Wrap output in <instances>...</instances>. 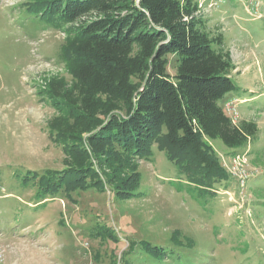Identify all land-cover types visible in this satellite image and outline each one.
Listing matches in <instances>:
<instances>
[{"label":"rangeland","instance_id":"374dc122","mask_svg":"<svg viewBox=\"0 0 264 264\" xmlns=\"http://www.w3.org/2000/svg\"><path fill=\"white\" fill-rule=\"evenodd\" d=\"M197 4L233 65L220 105L257 127L238 150L203 139L222 180L183 174L156 146L141 161L65 155L44 91L71 81L59 55L74 25L40 21L33 0H0V264H264V0Z\"/></svg>","mask_w":264,"mask_h":264},{"label":"trees","instance_id":"16d2710c","mask_svg":"<svg viewBox=\"0 0 264 264\" xmlns=\"http://www.w3.org/2000/svg\"><path fill=\"white\" fill-rule=\"evenodd\" d=\"M33 1L40 21L74 25L59 55L71 81L52 80L44 91L55 112L49 132L65 155L83 147L86 161H141L156 146L183 174L227 177L203 139L238 150L257 127L233 124L220 105L236 89L233 65L221 35L194 18L197 0Z\"/></svg>","mask_w":264,"mask_h":264},{"label":"built area","instance_id":"2783aa9c","mask_svg":"<svg viewBox=\"0 0 264 264\" xmlns=\"http://www.w3.org/2000/svg\"><path fill=\"white\" fill-rule=\"evenodd\" d=\"M0 256H1V254H0ZM0 261H1V259H0Z\"/></svg>","mask_w":264,"mask_h":264}]
</instances>
